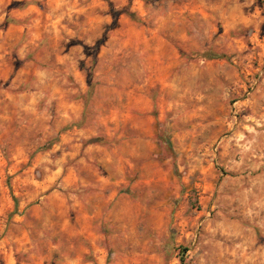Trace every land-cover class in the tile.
I'll return each instance as SVG.
<instances>
[{
	"label": "rangeland",
	"instance_id": "374dc122",
	"mask_svg": "<svg viewBox=\"0 0 264 264\" xmlns=\"http://www.w3.org/2000/svg\"><path fill=\"white\" fill-rule=\"evenodd\" d=\"M13 2L0 6L3 27L22 21L10 10L30 4L10 8ZM217 2L222 15L208 21L171 15L180 0L165 1L164 13L160 0L38 5L46 35L20 55L27 25L12 49L14 67L35 61L42 48L54 68L56 53L65 54L62 88L89 106L63 132L88 127L82 143L92 148L66 158L63 174L67 167L75 180L63 188L61 177L47 181L62 151L47 152L52 141L35 128L39 121L19 115L0 137V239L29 230L16 264H264V0ZM112 8L131 15L120 14L109 29ZM229 13L243 23L228 30ZM36 79L31 73L17 88L10 80L4 87L17 95ZM19 177L32 192L44 190L25 207L41 217L24 209L15 224Z\"/></svg>",
	"mask_w": 264,
	"mask_h": 264
},
{
	"label": "crops",
	"instance_id": "0c3cea01",
	"mask_svg": "<svg viewBox=\"0 0 264 264\" xmlns=\"http://www.w3.org/2000/svg\"><path fill=\"white\" fill-rule=\"evenodd\" d=\"M12 1H30V4L27 6L28 8L10 10V15H14L15 18L17 17V19L22 20L18 21L17 24H8V26L3 27L4 21L8 16L5 13L0 15V137L7 134L12 122L19 117V115L27 114L32 120H36V122L39 121V124L35 123V128L40 130L43 129L44 135L47 136L48 134V136H50L49 138H51L49 140L52 141L51 147L48 148L49 150L47 152L53 153L62 151V156L58 158V162L61 163L60 165L57 162L54 163L57 166L47 176V181L55 182L61 177L60 183L63 185V188H66L67 185L72 184L75 179L73 178L72 170L67 167L66 173L63 174L65 160L66 158H78L81 152H91L92 146L82 143V140L89 138L92 132L88 127H72L65 132H63V130L80 121L84 111L88 112L87 108L89 104L85 105L81 99H78V97L74 95V91H67L62 88L64 85L61 84H65V79L61 74L67 68L65 54L56 53V64L58 65L54 68L53 62L51 63V61H49V63H47V59H42L41 52L44 50L42 48L35 53V61L25 62L22 66L15 69L13 57L11 55L12 49L23 37V32L27 25L31 29V32L30 36L25 40L19 50L20 55L26 51L27 48H31L33 51L39 41L46 35L47 22L43 21L42 12L37 7L38 5L42 7V5L44 6V4L49 3L48 0H0V6L6 7ZM160 1L161 3L159 6L161 7L163 5L161 8L164 13V2L167 0ZM217 1L218 0H180V5L175 7L171 15H175L178 18L194 15V17H199L200 20L208 21L209 18L214 15L217 17L222 15ZM140 13L145 15L148 14L147 10H142V6H140ZM27 14H29V16ZM229 14L231 16H228L231 19L233 18L234 21H230L227 28L228 30L234 29L239 24L243 23V16L241 17L232 13ZM26 18L30 19L28 24H26ZM101 20L106 23L109 22L107 16H103ZM175 22L179 23V21ZM200 24L202 25L201 22ZM192 29L195 30L194 28ZM160 38L162 39V37ZM74 50L80 49L75 47ZM47 55L51 56L49 52L45 53V56ZM40 60L46 64L45 70L36 66L37 62H40ZM57 70L60 72L55 73ZM31 73L37 78L33 85L34 88L31 91L15 95L12 93V90L10 91V89L4 87V84L10 80L9 88H17L21 83L27 81L28 75ZM70 74L79 84L80 90H78V92H84L85 83L83 74L79 72L78 68L74 65L70 67ZM69 92L73 93L69 94ZM56 137H58V140L55 141L54 139ZM1 147L2 145L0 144V152ZM40 158V160L43 159L42 155ZM79 162L83 163L85 161L79 158L77 163ZM16 182L17 186H15L14 194L15 196H20V206L18 212H16L12 219L15 224L24 220L25 214L23 215L22 212L28 205L31 195L40 194L44 190L43 185H37V191L32 192L30 190V181L28 178L19 177ZM19 183H21L22 186H18ZM28 210H32V216L34 218L41 217V214L38 213L39 209L34 207L30 209L26 208L25 212ZM78 212H81V210H78ZM49 216L50 214H46V217ZM43 217L45 218V215H43ZM76 219L79 220L78 218ZM16 229L21 232L22 237H19V235H11L7 238L0 239V264H16V260L13 257L14 252H18V250L26 245V241L23 237L27 235L29 230H27L26 227ZM37 263L38 262L32 260V262L28 264Z\"/></svg>",
	"mask_w": 264,
	"mask_h": 264
},
{
	"label": "trees",
	"instance_id": "16d2710c",
	"mask_svg": "<svg viewBox=\"0 0 264 264\" xmlns=\"http://www.w3.org/2000/svg\"><path fill=\"white\" fill-rule=\"evenodd\" d=\"M104 1H108V0H104ZM27 4V2H13L12 5L10 6V8H15V7H24L25 5ZM120 14H127V15H131V13L129 12L128 8H123L121 10H115L114 8H112L110 10V15H111V18H112V23L110 24L109 26V29H112L116 26V21H117V17L120 15ZM104 39H105V35H104ZM104 39L102 38L99 42H97V46L100 45ZM97 49V47H96ZM88 85H89V94H92L93 93V86L88 78ZM83 100H84V103L87 102V97H82ZM97 142V139H93L92 140V143H95ZM185 250V249H184ZM181 263L183 264V259H181Z\"/></svg>",
	"mask_w": 264,
	"mask_h": 264
}]
</instances>
